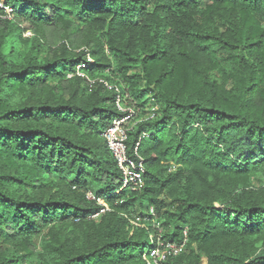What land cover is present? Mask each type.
<instances>
[{"label": "trees", "instance_id": "1", "mask_svg": "<svg viewBox=\"0 0 264 264\" xmlns=\"http://www.w3.org/2000/svg\"><path fill=\"white\" fill-rule=\"evenodd\" d=\"M2 1L0 264H147L155 244L146 231L127 237L101 224L83 252L54 243L53 227L42 234L92 219L100 208L87 197L91 183L110 208L101 217L153 207L163 240L181 244L187 232L167 264H264V190H246L264 172V0ZM72 22L105 42L76 57L26 50L31 28ZM100 80L128 93L132 122L142 119L126 141L130 154L140 143L141 191L123 189L102 137L121 114ZM51 176L91 206L34 195Z\"/></svg>", "mask_w": 264, "mask_h": 264}, {"label": "rangeland", "instance_id": "2", "mask_svg": "<svg viewBox=\"0 0 264 264\" xmlns=\"http://www.w3.org/2000/svg\"><path fill=\"white\" fill-rule=\"evenodd\" d=\"M4 2L0 0V9L4 8ZM7 14H10V10L6 8ZM11 17V16H10ZM62 28L58 29H47L33 27L29 32L25 33V38H30V44L28 49L34 48L35 50H40V58H53L54 56L61 55L63 52L69 53L70 56L76 57L81 52L89 49H95L98 44H103L105 42L102 35L95 30L89 28L85 25H79L76 22L70 24L64 23ZM24 26V25H22ZM21 47V46H20ZM108 55L107 52H105ZM116 81L122 83V80L118 77L112 76ZM119 87V86H118ZM75 88H77L75 86ZM120 88V87H119ZM83 87L81 86V90ZM68 98V97H67ZM136 119V118H135ZM134 124V122H133ZM102 143L104 141L100 139ZM64 179H59L58 177H48L44 181V187L40 189H30L32 193L37 197L42 198L44 201H66L70 205H81L84 208H89L91 204H88L82 198V193H78L74 186L70 185L68 181H63ZM241 184V183H239ZM41 186V185H40ZM241 190L243 186H240ZM89 191L94 194L98 192V185L91 183L88 187ZM247 191L255 190L256 193L264 190V172H259L254 179H252L251 184ZM88 192L87 195H94ZM95 196V195H94ZM219 208L222 206L217 204ZM150 208L135 207L130 212L117 211L106 214L103 217L96 219H88L80 224H75L73 218L61 223H53V225H48L42 229V234L46 235L50 228L53 230V242L57 243L59 246L67 247V245L72 244L78 251L83 252L87 250V246L83 245L85 238L87 240L92 239L94 235L97 234V227L103 225H111L116 228H124V235L127 237H138L142 231H146L148 234L145 239L155 244L159 239L164 236V229L162 228L163 220L157 218V213L154 209V215L151 213ZM55 224V225H54ZM40 238L35 239V251H40ZM90 244V243H89ZM5 250L12 252L9 249V245H4ZM149 246L146 248L148 251ZM151 249V248H150ZM148 255L144 256V260L147 263ZM205 264V260L203 261ZM21 264H39L37 258L35 259H25ZM148 264V263H147Z\"/></svg>", "mask_w": 264, "mask_h": 264}, {"label": "built area", "instance_id": "3", "mask_svg": "<svg viewBox=\"0 0 264 264\" xmlns=\"http://www.w3.org/2000/svg\"><path fill=\"white\" fill-rule=\"evenodd\" d=\"M89 61L91 59L89 58ZM81 65L78 67V75L85 77L83 73L80 72ZM105 86L116 93V107L121 114L112 120L110 125L105 129L102 134L103 139L106 141L109 150L111 151L117 167L121 173V182L123 189L129 191H141L145 186V164L144 160L139 154L138 148L140 143L137 144L134 153L130 154L126 145L128 132L136 125L138 122H142L139 119L134 122L136 118L135 106H132V98L128 93H124L118 86L111 85L108 82L100 80ZM93 82V81H91ZM153 111V110H152ZM154 117V113L150 114V118ZM144 137H148L144 135ZM88 199L95 202L99 206V211L92 216V219L100 218L103 214L110 211L109 206L105 201L94 195H87ZM152 215H154V209H151ZM185 241L181 244L172 243L159 239L153 248L149 250L145 257L148 264H167L170 257H177L180 255L184 249L187 242V232H184Z\"/></svg>", "mask_w": 264, "mask_h": 264}]
</instances>
